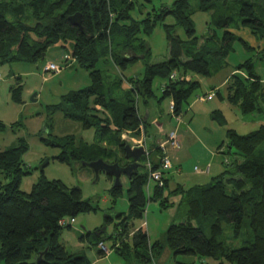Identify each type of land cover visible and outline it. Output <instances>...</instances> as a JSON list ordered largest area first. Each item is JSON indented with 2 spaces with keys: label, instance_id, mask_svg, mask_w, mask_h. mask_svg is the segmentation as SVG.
Returning <instances> with one entry per match:
<instances>
[{
  "label": "trees",
  "instance_id": "trees-1",
  "mask_svg": "<svg viewBox=\"0 0 264 264\" xmlns=\"http://www.w3.org/2000/svg\"><path fill=\"white\" fill-rule=\"evenodd\" d=\"M138 3L137 0H0V67L11 63L35 64L44 59L49 48L70 46L69 57L88 72L93 83L61 96L59 104L48 107L95 133L94 144L71 148L69 152L64 147L55 158L59 162L81 165L86 162L84 157L97 159L102 155L107 163L127 164L123 150L126 141L121 136L126 132L139 136L143 129L147 133V122L134 101L125 100L123 94L113 96L110 90H99L103 78L96 65L107 54L122 69L136 63L149 53L139 36L150 35L169 16L175 25L164 26L168 58L146 64L142 79L130 82L128 92L146 103L154 96V79L159 78L163 82L161 99L173 103L172 116H185L196 100L194 97L200 98L196 96L200 84L192 76L209 77L211 65L221 68L233 51V43L238 41L247 53L253 52L256 56L235 67L225 83L224 97L211 89V99L219 96L244 119L256 115L264 120V83L255 72L256 62L264 57V0H198L197 10L210 16V34L206 37L196 35L188 0H175L170 6L162 5L145 13L144 7L139 10ZM136 9L139 18L132 16ZM75 14L80 16V27L68 20ZM177 26L183 28L185 40L174 34ZM239 29H247L254 41L250 44L234 33ZM14 81L9 93L13 102L21 103L23 86L19 77ZM211 115L219 125H226L220 111H212ZM226 137L229 157L222 159L220 174L204 185L175 187L173 192L184 195L186 219L167 228L165 245L173 256L210 259L202 264H264V151L260 150L264 144V122L246 135L227 129ZM66 138L72 144L73 138ZM41 141L52 144L44 138ZM109 147L114 150L108 151ZM230 149L242 160L230 157ZM26 150L27 145L19 141L0 152V264H90L85 256L68 253L59 242L61 230L70 228L67 224L60 225V221L74 220L95 208L83 201L79 188H68L58 180L48 181L43 176L32 185L30 192L20 191L21 178L29 174L22 161ZM148 155L152 170H158L159 147L148 146ZM140 160L146 161V157ZM144 168L145 173L137 169L127 178L128 212L116 215L118 223L109 238L112 248L121 255L128 252L130 243L142 264H153L163 245L158 241L148 243L143 227L135 228L133 221L143 218L147 202L159 201L160 206L166 207L168 201L164 194L169 182L163 178L162 186L150 185L151 194L146 197L148 171L145 165ZM6 178L9 181L3 183ZM110 193L118 197L121 187H111ZM224 223L231 226L229 244L223 238ZM244 225L248 228L246 233ZM103 233L96 230L99 235L93 236L91 244L102 256L98 245L103 244ZM239 241L241 246L234 247ZM139 248L147 253H139Z\"/></svg>",
  "mask_w": 264,
  "mask_h": 264
},
{
  "label": "rangeland",
  "instance_id": "rangeland-1",
  "mask_svg": "<svg viewBox=\"0 0 264 264\" xmlns=\"http://www.w3.org/2000/svg\"><path fill=\"white\" fill-rule=\"evenodd\" d=\"M137 1L139 2V10H142L144 7L145 13L154 8L157 9L162 5L170 6L175 0H151L149 3L144 2V0ZM188 2L192 12L190 19L196 35L198 37H206L210 34L208 30L210 16L197 10L198 0H188ZM136 13H138L137 9L135 13H132V16L139 18ZM165 25H175V20L170 16L166 17L164 21H161L153 28L150 35L141 34L139 36L145 41L144 45L147 44L149 53L137 59L136 63L128 64L126 68L122 69L116 67L107 54L106 58L101 59L96 65V69L103 78L102 87H99V90H110L113 96L123 94L125 100L130 99L134 101L142 117L145 118L146 115L148 116V119H146L147 132L150 135L149 138L151 141L154 138L160 139L163 137L164 139L165 134L170 130L167 132H162V130L167 125H175L174 118H172L169 112V99H161V85L163 82L159 78L154 79L152 83L154 96L146 100V103L140 97L137 99L134 94L128 91L130 82L142 79L146 64H155L168 58ZM234 33L250 44L254 41L247 29H239V31H234ZM174 34L182 40L186 39L185 32L180 26L175 27ZM232 47L233 51L225 58V64L221 68L217 65H211V75L209 77L195 75V80L200 84L199 89L196 91V96L206 94L214 85L221 84L229 72L234 70L237 65L243 63L247 58H254L256 56L253 52L247 53L238 41H235ZM113 49L115 51V48ZM136 54L142 56L139 52H136ZM70 55V46L66 49H62L60 46H53L48 49L44 59L35 64L11 63L0 67V125H2L0 127V152L16 146L19 141H23L27 145V150L22 155V161L24 169L28 170L29 174L21 178L19 185L20 191L30 192L32 185L43 176L48 181L58 180L68 188H79L83 201L88 202L95 208V211L83 213L75 217L71 225L70 219L66 218V224L70 225V228L61 230L59 242L68 253L81 254L86 257L90 264H142L134 254V248L130 243L128 252L121 255L112 248V239L109 238V235L114 232V225L118 223L116 215L126 214L128 212L127 178L121 176L122 193L118 197H113L110 193L113 180H109L103 171L99 172L97 179H95L94 173L89 167L81 166L80 163L67 165L55 159L64 151V147L66 149L65 151L69 152L71 148H78L84 144L91 145L95 143L93 129H82L77 122L65 119L61 111L53 112L48 108L59 104L61 96L72 91L88 88L93 84L88 72L72 61L71 57H69ZM47 64H54L60 67L59 72H44V67ZM255 72L260 78L264 79V57L256 62ZM15 77L20 78L23 86L21 103L13 102L9 93V88L15 83ZM220 93L223 97L225 96V87L220 89ZM225 103L227 102H224L219 96H216L211 102H198L194 104V106H191L190 112H187L185 117L186 124L184 122L181 124L178 131L179 135L184 130L185 125L190 135L192 133L195 135L194 138L191 137L189 139V143L193 144L189 151H187L188 145L181 143V147L187 153V163L183 171L188 173H184L185 175L190 174L194 178V173H191L194 167L197 170H203V167L209 162L203 156V152L200 149L201 144L207 145L208 147L216 144L212 149L215 152L217 146L222 145L221 148L225 149L224 152L216 156L220 160L224 156L229 157V154H227V129L234 130L239 135H246L258 128L259 125L255 123L256 120H253V118H245L248 119L250 125L252 124V126L248 125L247 127L242 120L244 118H241L238 110L230 106L232 109L230 111ZM209 108H211L210 112H208ZM215 109H218L225 117V126H221L213 120L211 114ZM195 110L199 112L196 113L194 112ZM144 131V129L143 131L141 130L140 135H144L147 144V133H144ZM126 133L123 135H126ZM129 136L128 138L127 136L123 137L125 139L127 138L126 141L128 139L131 141V138H135L137 141L139 139V136L132 132ZM66 137L73 138L72 144L68 142ZM41 138L49 140L53 145H45L41 141ZM178 139L181 140L179 137ZM148 145L150 146L151 144ZM109 150L112 151L114 149L109 147ZM260 150L264 151V144ZM175 151L177 150L173 152ZM230 151V157H236L238 160H242L241 157L234 156V149H230ZM173 152L169 153L170 161ZM201 156H203L202 163H199L198 159ZM84 159L83 161L87 162L88 160L95 161L98 159L103 160L104 158L100 155L97 159L93 156L84 157ZM45 162L47 164L41 168ZM145 162V160H139L142 167L138 171L141 173L146 172L144 168ZM207 167L208 171L209 165ZM167 178L169 184L165 188L164 194V197L168 201L166 207L163 208L160 206L159 201L147 202L143 218L133 221L134 227H143L148 237V243L158 241L163 245L161 253L155 257L153 264H174L175 262L202 264L208 262L207 260L210 259H199L197 257L180 255L173 256L172 252L165 245V232L167 228L172 224L184 222L187 213V205L183 200L184 195L173 192L175 190V184L179 183L177 176L171 174ZM8 181L9 178H6L2 182L6 183ZM152 186L153 184H151ZM144 191L146 197H149L151 194L150 189L146 187ZM108 218L111 220H108ZM222 227L223 238L229 244L231 226L224 223ZM96 230L104 231L102 241L103 245L109 251L107 255H105L99 245L98 249L104 255H98L97 249L91 245L94 242L93 236L99 235L96 234ZM247 230V225H244L243 232L246 233ZM205 233L208 235L207 231ZM240 246V241L234 244V247ZM138 252L141 254L147 253L142 248H139Z\"/></svg>",
  "mask_w": 264,
  "mask_h": 264
},
{
  "label": "crops",
  "instance_id": "crops-1",
  "mask_svg": "<svg viewBox=\"0 0 264 264\" xmlns=\"http://www.w3.org/2000/svg\"><path fill=\"white\" fill-rule=\"evenodd\" d=\"M232 73H234V70H231L229 72V74L227 75L226 78H224V80H223V82L221 84L214 85L212 88H210L206 92V94L200 96V99L201 98L203 99V97L207 96L212 91L211 89H214V91H219L220 92V89L225 86V83H226L228 77ZM257 76L260 78V76L258 74H257ZM192 79H195V76H192ZM260 80H261L262 83H264V79L263 78H260ZM200 99L199 98L198 99L196 98V100H194L191 103V105L189 107V112H190L191 106H194V104H196L198 102L205 103V102H211V101H213V99H211V100H205V99L200 100ZM223 101L226 102L225 100H223ZM169 104H170V102H169ZM225 105L229 108L230 111H232V109H231V107H230V105L228 103H225ZM210 109L211 108L208 109V112H210ZM215 110H213V111H215ZM194 112L197 113L199 111L198 110H195ZM186 115L185 116H182L180 118V121L181 122H180V124L178 126L175 123V125H169V126L167 125L166 128H164V130H162V132H167V131H169L171 129H175L176 132H177L178 137L181 139V140H179L180 141V149L177 150V151H175V152L172 151L173 154L171 156V169L168 170L167 172H165L164 178H167L171 174H175L177 176L178 182H179L178 184H175V187L182 186L184 189L185 188L187 189V188L192 187L194 185H204V184H207V183H209L211 181V178H213V177L217 176L218 174H220L222 172V170H223L222 159L224 157L222 159L220 158V160H219V157H216V156H219L220 152L225 150L224 148H222L219 151L216 150V152H215L212 149H213V146L216 145V144H214L213 146H209L210 148L207 145H204V144L202 145L201 144L200 145L201 146L200 149L203 152V156H205L206 161L207 162L209 161V162L205 165V167H203V170H197L196 167H194V169H193V171L191 173H194V176L196 178L195 177L192 178L193 175H190V174L189 175H185L184 173H188V172H184L183 171V168L185 167V164L187 163V153L181 147V143L183 145H188L187 151H189L191 149V147L193 146V144L189 143V139L191 137L194 138V135H195V134L193 135V133H192V135H190V132L187 131V126L186 125L184 127V130H182L181 134L179 135V132L178 131L180 129L181 124H183V122L186 124V120H185ZM147 117L148 116L146 115L145 120L148 119ZM251 118H255L254 119V120H256L255 123H258V125H260L261 123L264 122V120L260 119L256 115H254V116L252 115ZM242 120H243V122H245V125H247V127H248V125H250V122H248V120L247 121L245 119H242ZM250 126H252V124ZM149 137H150V135L147 132V135H146L147 144H151V145L153 144V145L158 146L159 143H161L163 141V137H161L160 139L154 138V140H152V141H151V139ZM218 147H219V145L217 146V148ZM214 153H215V155H214ZM203 156H201V158L198 159L199 160V163H202ZM208 165H209V170L207 171V168L206 167Z\"/></svg>",
  "mask_w": 264,
  "mask_h": 264
},
{
  "label": "built area",
  "instance_id": "built-area-1",
  "mask_svg": "<svg viewBox=\"0 0 264 264\" xmlns=\"http://www.w3.org/2000/svg\"><path fill=\"white\" fill-rule=\"evenodd\" d=\"M59 68L58 66L54 65V64H47L44 67V72L46 73H57L59 72ZM213 97V92H210L207 96L203 97V99L205 100H211V98ZM200 99V98H199ZM202 98L200 100H203ZM169 112L171 113V115H173V103L169 104ZM174 121L176 123V125L178 126L180 124V118L181 117H173ZM143 131V130H142ZM130 135V132H127L126 135L121 136L122 140L126 141V139L128 138V136ZM123 136H127V138L125 139V137ZM130 137V136H129ZM135 138H131L128 139V142L132 148H138V147H142L144 149V155L146 157V162H145V167L148 171V180H147V188H149V186L151 184H158L159 186H162V179L164 178V174L165 172H167L168 170L171 169V161H170V157H169V153L174 151V150H179L180 149V141L178 139V135L175 129L170 130L169 132H167L164 136V139L161 143H159L158 147L160 149V155L158 157L159 160V169L153 171L152 170V163L150 160V157L148 155V146L146 144V140L144 138V135L142 134L138 141ZM208 169V167H207ZM73 219L70 221V225L73 223ZM60 225L62 226H66V222L65 221H60ZM101 250H103V252L105 253V255L108 254V249L102 244H99Z\"/></svg>",
  "mask_w": 264,
  "mask_h": 264
},
{
  "label": "water",
  "instance_id": "water-1",
  "mask_svg": "<svg viewBox=\"0 0 264 264\" xmlns=\"http://www.w3.org/2000/svg\"><path fill=\"white\" fill-rule=\"evenodd\" d=\"M68 20L71 23V25L80 27L79 14H75L69 17ZM123 150H124V159L130 160V163L126 164L125 166H120L117 162L107 163L102 159H98L91 162H81V165L85 167H89L94 173L95 179H97L99 172L103 171L105 174H108L113 178L112 187L114 188L121 187L122 186L120 181L121 176L130 178L132 173H135L136 170L141 166L139 160L145 153L142 147L132 148L128 142H126L125 146L123 147ZM46 163L47 162L43 163L41 168H43L46 165ZM101 232L103 231H100V233Z\"/></svg>",
  "mask_w": 264,
  "mask_h": 264
},
{
  "label": "flooded vegetation",
  "instance_id": "flooded-vegetation-1",
  "mask_svg": "<svg viewBox=\"0 0 264 264\" xmlns=\"http://www.w3.org/2000/svg\"><path fill=\"white\" fill-rule=\"evenodd\" d=\"M127 161V164L130 163V160H126ZM125 166V165H124Z\"/></svg>",
  "mask_w": 264,
  "mask_h": 264
}]
</instances>
